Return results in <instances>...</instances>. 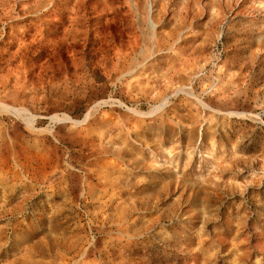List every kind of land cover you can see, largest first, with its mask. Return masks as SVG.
Masks as SVG:
<instances>
[{
    "label": "rangeland",
    "instance_id": "1",
    "mask_svg": "<svg viewBox=\"0 0 264 264\" xmlns=\"http://www.w3.org/2000/svg\"><path fill=\"white\" fill-rule=\"evenodd\" d=\"M0 264H264V0H0Z\"/></svg>",
    "mask_w": 264,
    "mask_h": 264
},
{
    "label": "bare ground",
    "instance_id": "2",
    "mask_svg": "<svg viewBox=\"0 0 264 264\" xmlns=\"http://www.w3.org/2000/svg\"><path fill=\"white\" fill-rule=\"evenodd\" d=\"M18 114V113H17Z\"/></svg>",
    "mask_w": 264,
    "mask_h": 264
}]
</instances>
